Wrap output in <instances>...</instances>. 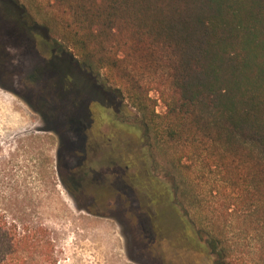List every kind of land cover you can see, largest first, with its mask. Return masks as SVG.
Here are the masks:
<instances>
[{
    "label": "trees",
    "instance_id": "16d2710c",
    "mask_svg": "<svg viewBox=\"0 0 264 264\" xmlns=\"http://www.w3.org/2000/svg\"><path fill=\"white\" fill-rule=\"evenodd\" d=\"M27 1L41 19L19 0H0V51L20 46L23 82L44 94L35 110L46 125L69 132L73 147L81 134L82 145L72 150L79 162L60 174L70 194L90 201L87 212L107 216L93 209L102 203L110 210L117 198L124 203L121 189L130 190L152 237L187 244L212 264H235L217 238L197 228L175 176L145 146L151 132L180 144L201 134L228 141L235 135L264 157V0ZM6 61L0 53V65ZM105 123L114 130L98 134ZM96 143L99 166L108 171L102 181L88 154ZM117 167L122 175H110ZM0 185V264H60L50 229L32 222L26 208L8 207V182ZM166 213L175 220L170 233Z\"/></svg>",
    "mask_w": 264,
    "mask_h": 264
},
{
    "label": "rangeland",
    "instance_id": "374dc122",
    "mask_svg": "<svg viewBox=\"0 0 264 264\" xmlns=\"http://www.w3.org/2000/svg\"><path fill=\"white\" fill-rule=\"evenodd\" d=\"M19 2L41 19L29 1ZM8 49L6 56L0 51L7 60L0 65V181L2 185L8 182L7 192L12 194L8 207L26 208L32 222L50 229L60 264H212L211 258L190 250L187 244L176 247L173 239L152 237L146 219L139 214L140 219L136 218L139 205L130 190L121 189L124 203L117 198L110 210L102 203L93 209L105 211L107 216L87 212L90 201L82 196L74 198L60 176L70 163L76 166L79 162V158H72V150L82 145L81 134L75 132L78 146L73 147L75 143L67 139L69 132L46 125L35 110L44 94L23 82L18 43ZM38 62L27 63L32 67ZM151 85L156 84L146 82L145 87ZM150 97L158 101L157 112L164 111L158 93L153 91ZM112 103L109 111L117 106V101ZM49 104L55 110L54 104ZM109 111H102L106 118ZM110 130L114 129L105 123L98 134ZM147 142L150 146L146 145V150L149 148L153 159L175 176L179 199L197 228L217 238L227 259L235 264H264V157L255 144L235 135L228 141L206 134L192 143L159 142L154 132ZM99 149L96 143L88 152L97 170L96 181H102L101 176L108 172L99 166ZM122 173L117 167L110 175ZM164 221L170 233L175 220L166 213Z\"/></svg>",
    "mask_w": 264,
    "mask_h": 264
}]
</instances>
